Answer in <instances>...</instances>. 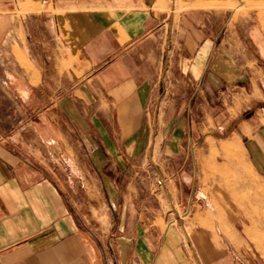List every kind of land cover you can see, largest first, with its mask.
Here are the masks:
<instances>
[{
    "label": "crops",
    "instance_id": "obj_1",
    "mask_svg": "<svg viewBox=\"0 0 264 264\" xmlns=\"http://www.w3.org/2000/svg\"><path fill=\"white\" fill-rule=\"evenodd\" d=\"M21 1L30 69L0 70V264H264V123L245 115L263 89L239 85L201 9Z\"/></svg>",
    "mask_w": 264,
    "mask_h": 264
},
{
    "label": "rangeland",
    "instance_id": "obj_2",
    "mask_svg": "<svg viewBox=\"0 0 264 264\" xmlns=\"http://www.w3.org/2000/svg\"><path fill=\"white\" fill-rule=\"evenodd\" d=\"M176 1L175 14L188 8L199 7L204 14L196 15L194 18L214 26L212 33L217 37L220 36L225 44L222 48L223 53L230 55L237 62L239 74L242 76L239 85L243 84L248 91H251V80L256 89L259 86L264 92V0ZM165 6L172 10V6L164 5L162 1L157 3V8ZM27 10V6L19 0L16 4L9 5L7 14L0 13V70L4 69L8 61L9 76L13 81L20 80L22 71L27 72L30 69L25 47L27 35L22 29L20 39L17 29L22 25V18ZM219 26L220 30H218ZM172 82L174 87H181L183 84L180 78ZM263 92L258 90L253 94L262 98ZM263 103L264 101H258L247 110L245 115L254 116L259 109L261 122L264 123V115L261 111ZM9 112H14L11 104H9ZM143 177H146L143 179L144 182L148 183V177Z\"/></svg>",
    "mask_w": 264,
    "mask_h": 264
}]
</instances>
